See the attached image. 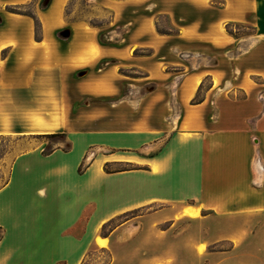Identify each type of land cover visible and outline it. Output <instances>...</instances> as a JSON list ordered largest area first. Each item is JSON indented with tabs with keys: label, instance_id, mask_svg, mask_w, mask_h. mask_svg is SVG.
Here are the masks:
<instances>
[{
	"label": "crops",
	"instance_id": "0c3cea01",
	"mask_svg": "<svg viewBox=\"0 0 264 264\" xmlns=\"http://www.w3.org/2000/svg\"><path fill=\"white\" fill-rule=\"evenodd\" d=\"M40 1L0 0V136H66L47 155L34 147L12 160L0 189V264H83L95 251L109 264H264V0H102L114 16L101 29L68 22L70 0H51L46 10ZM30 3L40 40L32 18L6 11ZM157 16L176 33L158 34ZM227 24L254 35L234 38ZM119 26L128 30L119 45L99 43ZM61 30L68 40L57 38ZM202 48L216 59L192 67ZM206 78L203 102L191 104ZM164 83L174 91L147 95L179 105L176 127H74L79 101L109 99L112 111L124 84ZM108 118L101 109L87 120ZM107 163L141 167L106 173ZM137 210L102 235L109 221ZM194 211L199 218L187 214ZM182 223L190 235L175 234Z\"/></svg>",
	"mask_w": 264,
	"mask_h": 264
},
{
	"label": "rangeland",
	"instance_id": "374dc122",
	"mask_svg": "<svg viewBox=\"0 0 264 264\" xmlns=\"http://www.w3.org/2000/svg\"><path fill=\"white\" fill-rule=\"evenodd\" d=\"M102 0H71V3L68 7L69 20L73 19H83L84 22L88 24L87 21L94 22H104L105 27H107L110 22L113 20V12L109 9L103 7L100 3ZM41 2V1H40ZM69 3V2H68ZM40 7V4H39ZM34 10V9H33ZM134 9H129L126 12V16L130 15ZM156 22V20H155ZM159 24L163 28H168V21L162 19L159 21ZM89 25V24H88ZM237 34L239 36L250 37L254 35V31L249 26H237ZM99 35H102L104 40L109 39L114 45H119L120 42L126 38L128 35V30L126 27L119 26L113 29V33L109 34L107 32H101ZM204 53L202 56H196L193 59H190V64L192 67L204 66L211 64V59H216V54L214 51L208 48L201 49ZM167 51H164L159 56H165ZM237 50L233 49L231 54H236ZM104 63H101L99 66H103ZM226 66V64H225ZM129 75V77H140V71H134L129 67H122ZM172 72V68H170ZM229 72V71H228ZM232 71V69L230 70ZM131 81V80H128ZM209 83L206 82L205 86H208ZM158 89V92H173L175 89V83L166 87L165 83L156 86L154 84L149 85H137L135 87H130L127 85L122 86V103L119 107L114 108L110 111L111 106L115 104L112 100H99V99H85L76 103L77 117L79 122L74 125L76 129L82 130H96L100 128L110 127L112 121L114 124L119 127H127L131 125L132 122L137 126L138 124L149 121L153 124L159 125H168L167 123L172 124L174 127L177 126L181 110L179 105L175 101H170V103H165L163 101L155 100V95L148 96L150 92ZM160 90V91H159ZM237 98H240L241 95L239 92L236 94ZM103 109L108 114L109 118L106 123L102 122H93L87 119L93 117L98 110ZM63 134L64 133H58ZM49 135V134H43ZM65 138H41V139H18V137L11 136L4 140H0V183L4 182L7 179L8 170L12 160L21 152L30 150L34 147H39L43 151H48L54 149L58 144L64 142ZM133 166L140 168V165L134 164ZM192 226L188 223H182L180 225L174 226L175 234L180 232L183 236H188L192 233ZM194 232H198V229H194ZM200 232V230H199ZM179 234V235H180ZM202 248V247H201ZM199 248V250L201 249ZM227 248L226 245L219 247V249ZM107 254L101 251H95L90 255L86 260L85 264H105L107 261Z\"/></svg>",
	"mask_w": 264,
	"mask_h": 264
},
{
	"label": "trees",
	"instance_id": "16d2710c",
	"mask_svg": "<svg viewBox=\"0 0 264 264\" xmlns=\"http://www.w3.org/2000/svg\"><path fill=\"white\" fill-rule=\"evenodd\" d=\"M51 0H41L40 2V9L41 10H46L48 8V6L50 5ZM71 3V0L69 1V3L67 4L66 8H65V18L68 22H78V21H83V19H73V20H69V13H68V7ZM6 11L12 14H18V15H23V16H28L30 18H32V20L34 21V26H35V39L36 40H40L41 39V24L40 21L38 20L37 16L34 13L33 10V3L27 4V5H16V6H8L6 7ZM162 19H166L168 21V19L165 16H157L156 18V22H155V27H156V31L158 34L160 35H173L176 33V30L170 25L169 21H168V28H163L160 26L159 21ZM90 27L93 28H97V29H101L105 26L104 22H94V21H87ZM0 24H1V20H0ZM240 26L238 24H227L226 25V32L234 37V38H238L239 35L237 34L236 31V27ZM57 38L62 40V41H66L69 39L70 34L68 33L67 30H61L58 31L56 34ZM99 43L101 45H114L109 39L104 40L102 35H99ZM134 55L135 56H150L152 55V51L149 49H136L134 50ZM135 71V70H134ZM120 73L126 76H129L126 71L124 69L120 70ZM206 82H209V78H206ZM209 86H205V83H202L198 89V92L195 96V98L191 101V104L195 105V104H200L203 102L204 100V91L206 89H208ZM66 135L63 134H49V135H30V136H19L18 139H41V138H46V139H50V138H63ZM6 138H10V136H0V140H4ZM52 151V149L48 150V151H43L42 154L43 155H47ZM85 169V165L82 164L80 165L78 172L81 174ZM136 169H140L138 167H135L129 163H107L104 166V170L106 173H117V172H124V171H128V170H136ZM7 183V179L4 182L0 183V189L2 187H4ZM140 211H133L131 213H127L125 215H122L120 217H118L117 219L111 220L109 221L107 224H105L102 228V235L106 236L107 233L111 230H113L118 222H122L124 220H127L129 218H132L134 216H136ZM107 261L105 262V264H109L110 263V256L107 255ZM86 262H84L83 264H85Z\"/></svg>",
	"mask_w": 264,
	"mask_h": 264
},
{
	"label": "bare ground",
	"instance_id": "6f19581e",
	"mask_svg": "<svg viewBox=\"0 0 264 264\" xmlns=\"http://www.w3.org/2000/svg\"><path fill=\"white\" fill-rule=\"evenodd\" d=\"M187 214H188L190 217H192V218H199V214H198V213H195V211H194V212H188ZM98 243H99L100 245H104V241H102L101 238H99V237H98Z\"/></svg>",
	"mask_w": 264,
	"mask_h": 264
}]
</instances>
